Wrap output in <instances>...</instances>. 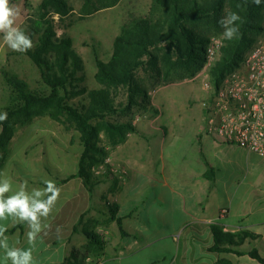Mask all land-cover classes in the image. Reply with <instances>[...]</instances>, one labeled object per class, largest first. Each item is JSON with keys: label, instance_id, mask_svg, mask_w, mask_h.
<instances>
[{"label": "crops", "instance_id": "crops-1", "mask_svg": "<svg viewBox=\"0 0 264 264\" xmlns=\"http://www.w3.org/2000/svg\"><path fill=\"white\" fill-rule=\"evenodd\" d=\"M5 48L6 44L0 41V66ZM1 79L0 68V83ZM184 83L188 82L152 90L146 86L155 110L143 112L135 108L125 121L118 120L136 128L124 143L110 147L111 163L125 177L115 175L101 185L103 188L96 189L93 198L80 179L58 184L78 168L55 181L52 170L42 166L45 151L43 156H31L29 149L20 156L9 155L0 170L12 181V192L5 196L19 190L24 181L29 192L44 188V180L54 181L61 192L51 214L43 221L47 227L33 244L28 242L26 223H15L12 218L0 220V225L7 228L4 235L8 249L31 248V264H71L74 251H79L82 264H133L134 258L154 251L152 257L156 260L150 264H166L165 247L170 242L174 248L172 264H218L221 260L260 264L248 253L257 249L264 256V160L210 136L203 106L189 108L194 111L192 121L196 128L190 120L182 121V132L177 134L174 124L165 117L171 113L168 110L175 108L163 107L158 96L167 88ZM32 125L37 127V121ZM2 131L0 126V135ZM24 134L20 129L10 148ZM37 162L41 163L40 168ZM249 179H253L251 184ZM108 206H114L116 212V219L109 223ZM223 211H227L225 218L221 217ZM219 222L233 233L247 231L256 236L240 248L246 255L210 251L214 245L211 226ZM88 226L99 235L100 243L87 237ZM246 245L250 250L244 249ZM0 264H12L3 248Z\"/></svg>", "mask_w": 264, "mask_h": 264}, {"label": "trees", "instance_id": "trees-1", "mask_svg": "<svg viewBox=\"0 0 264 264\" xmlns=\"http://www.w3.org/2000/svg\"><path fill=\"white\" fill-rule=\"evenodd\" d=\"M121 0H86L83 15H91L118 5ZM68 0H43L29 21L25 35L33 47L24 54L39 68L48 92L34 91L27 82L2 71L4 83L11 89L8 105L0 113H7V120L0 122V170L5 166L12 141L18 131L39 118H50L66 131L80 134L82 148L78 170L58 184L74 179L82 180L93 198L96 189L111 174L96 176L93 168L102 165L109 157V147L124 143L128 134L136 132L132 123L114 121L120 116H130L135 108L154 111L151 97L139 79L141 71L165 76L167 84L174 71H183L195 79L206 63V48L210 34H221L224 29L218 23L222 17L237 13L235 23L238 32L231 40L225 39L219 61L211 70V82L217 91L225 78L239 70L247 53L263 32L262 16L264 0L256 5L253 0H153L151 12L142 18H133L122 27L114 41L113 55L108 62L97 57L96 81L101 89L90 90L86 81L85 63L74 47V40L67 33L59 38L56 29L73 12ZM58 16L59 23L55 17ZM257 37V38H256ZM256 38V39H255ZM185 71V72H184ZM166 85V84H165ZM82 99L78 103L74 100ZM111 220L116 219L114 206H108ZM86 216L82 217L80 223ZM107 223V224H108ZM97 223H95L96 225ZM123 231L121 220H118ZM221 222L211 226L214 245L211 252L217 254L246 255L240 248L247 239L256 236L247 231L225 232ZM87 237L100 243L99 235L89 229ZM77 232V228L75 229ZM248 255L260 264L264 256L257 249ZM71 264H82L79 251H74ZM218 264H233L221 260Z\"/></svg>", "mask_w": 264, "mask_h": 264}, {"label": "rangeland", "instance_id": "rangeland-1", "mask_svg": "<svg viewBox=\"0 0 264 264\" xmlns=\"http://www.w3.org/2000/svg\"><path fill=\"white\" fill-rule=\"evenodd\" d=\"M68 1L74 10L62 23H59L60 18L58 16L55 17L57 23H59V27L56 29L57 37L60 38L63 33H67L73 38L74 47L82 56L85 63L84 73L86 81L84 85L90 90L101 89V86L96 81L98 71L96 58L99 57L105 62L111 59L114 41L121 34L122 27L133 18L148 16L152 9L153 0H121L117 6L101 10L91 15L82 14V8L86 0ZM42 2L43 0H9L10 6L16 5L20 9V15L15 26L26 32L30 26L29 21L34 18L35 11ZM262 26L264 29V13L262 16ZM216 35L215 33L210 34V38ZM219 35L222 36V33ZM263 36L264 30L258 38L256 37L258 39L257 41ZM0 41H3L2 33H0ZM3 57L4 60L1 61L0 66L1 72L6 71L8 74L17 76L27 82L34 91H49L42 80L41 71L24 52L13 51L6 45L5 51H3ZM183 75H185L183 71H174L169 79L173 80L174 83L170 84L188 83L167 88L158 96V102H161L160 104L163 107L175 108L174 110H168L171 113H166L165 117L166 121L174 124L173 126L177 134L182 132L183 127L179 125L182 121L190 120L196 128V123L194 120L192 121V118L194 119V111L191 112L189 108H202L203 103L209 98V93L203 89L201 80L192 81L193 79L187 76L181 79ZM139 79L150 90L165 84L168 85V81H166L163 74L157 76L153 72L141 71L139 73ZM3 81L4 79H1L0 112L8 105L11 95L10 87L6 83H3ZM81 99L82 97H78L74 100V103H78ZM151 108H155V106L151 104ZM118 120L125 121V116L114 118V121ZM35 121H37V127H40V129L32 125ZM35 121L29 126L22 128L25 134L13 148H10L9 155L20 156L24 153L25 149H29L28 151L31 156H43L42 154L45 151L44 153L47 156L43 158L42 166L52 170L55 181L57 178H63L74 172L78 168V161L82 151L79 144L80 134L74 130L70 132L66 131L62 125L48 117L39 118ZM107 149L111 155L110 147L107 146ZM110 155L102 165L93 168V173L96 176H101L96 172L100 167L105 166L108 159H111ZM40 165L41 163H36L37 168H40ZM252 182L253 179H249L248 184ZM249 248L248 245L244 247L245 250H250ZM173 250L174 248L171 243L167 242L165 247L166 264H172L174 259ZM155 254L156 252L154 251L138 256L133 259L132 263L150 264L151 260H156V257H152Z\"/></svg>", "mask_w": 264, "mask_h": 264}, {"label": "built area", "instance_id": "built-area-1", "mask_svg": "<svg viewBox=\"0 0 264 264\" xmlns=\"http://www.w3.org/2000/svg\"><path fill=\"white\" fill-rule=\"evenodd\" d=\"M224 46L222 36L210 38L206 63L194 79L201 80L203 89L209 93L202 105L207 113V133L222 143L249 150L264 160V36L247 53L241 68L228 75L214 91L211 70L219 61ZM96 173L125 177L112 165L111 159ZM226 215L227 211H223L221 217ZM225 232L231 231L225 227ZM100 236L106 240L104 233Z\"/></svg>", "mask_w": 264, "mask_h": 264}, {"label": "clouds", "instance_id": "clouds-1", "mask_svg": "<svg viewBox=\"0 0 264 264\" xmlns=\"http://www.w3.org/2000/svg\"><path fill=\"white\" fill-rule=\"evenodd\" d=\"M256 5H260L261 0H253ZM20 15V9L16 5L10 6L9 0H0V33L3 34V42L13 51L27 52L33 47L32 40L25 32L15 26ZM240 20L237 13H230L222 17L218 23L224 29L222 37L231 40L238 32L235 23ZM7 120V113H0V122ZM45 187L42 189L27 190V181L20 184L19 190L13 194L12 181L10 178L0 174V220L12 218L15 223H26L28 225L27 239L29 244H33L36 237L47 225L43 224L52 212L58 198L60 188L54 181L44 180ZM7 228L0 225V248L5 249L6 259L12 264H31V248L26 250L8 249L7 237L4 235Z\"/></svg>", "mask_w": 264, "mask_h": 264}]
</instances>
